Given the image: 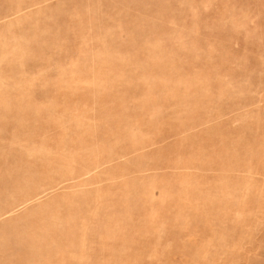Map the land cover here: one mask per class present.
I'll return each mask as SVG.
<instances>
[{"label":"rangeland","instance_id":"rangeland-1","mask_svg":"<svg viewBox=\"0 0 264 264\" xmlns=\"http://www.w3.org/2000/svg\"><path fill=\"white\" fill-rule=\"evenodd\" d=\"M0 264H264V0H0Z\"/></svg>","mask_w":264,"mask_h":264}]
</instances>
